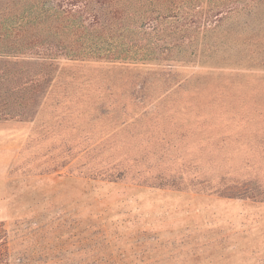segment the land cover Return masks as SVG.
<instances>
[{
    "label": "rangeland",
    "instance_id": "obj_1",
    "mask_svg": "<svg viewBox=\"0 0 264 264\" xmlns=\"http://www.w3.org/2000/svg\"><path fill=\"white\" fill-rule=\"evenodd\" d=\"M180 67L64 60L33 120L0 121L15 259L264 264V68Z\"/></svg>",
    "mask_w": 264,
    "mask_h": 264
},
{
    "label": "trees",
    "instance_id": "obj_2",
    "mask_svg": "<svg viewBox=\"0 0 264 264\" xmlns=\"http://www.w3.org/2000/svg\"><path fill=\"white\" fill-rule=\"evenodd\" d=\"M64 60L264 68V0H0V120H33Z\"/></svg>",
    "mask_w": 264,
    "mask_h": 264
},
{
    "label": "crops",
    "instance_id": "obj_3",
    "mask_svg": "<svg viewBox=\"0 0 264 264\" xmlns=\"http://www.w3.org/2000/svg\"><path fill=\"white\" fill-rule=\"evenodd\" d=\"M1 122H3V120ZM9 133H10V131H9V128L7 126H6V128H4L3 126L0 127V152H1V154H3L4 151L7 154L9 153V150H10V135H9Z\"/></svg>",
    "mask_w": 264,
    "mask_h": 264
}]
</instances>
